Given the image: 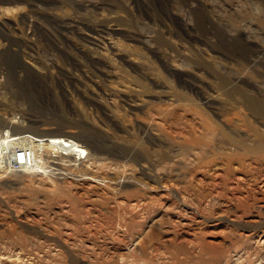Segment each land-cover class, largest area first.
Returning a JSON list of instances; mask_svg holds the SVG:
<instances>
[{
  "label": "rangeland",
  "instance_id": "1",
  "mask_svg": "<svg viewBox=\"0 0 264 264\" xmlns=\"http://www.w3.org/2000/svg\"><path fill=\"white\" fill-rule=\"evenodd\" d=\"M0 55L89 152L0 174V264H264V0H0Z\"/></svg>",
  "mask_w": 264,
  "mask_h": 264
},
{
  "label": "built area",
  "instance_id": "2",
  "mask_svg": "<svg viewBox=\"0 0 264 264\" xmlns=\"http://www.w3.org/2000/svg\"><path fill=\"white\" fill-rule=\"evenodd\" d=\"M4 29H8L6 23H1ZM9 67L1 61L0 55V111L15 116L16 119H22L26 115V111L21 105L22 97H17L15 91L10 87L8 80ZM19 76L23 75V70L17 71ZM17 100L16 104H9L10 101ZM42 141L34 137L30 132L23 133H1L0 134V174L25 171L36 169L42 151L45 150L44 145L40 146ZM89 155L86 152L77 153L76 157L84 159Z\"/></svg>",
  "mask_w": 264,
  "mask_h": 264
},
{
  "label": "bare ground",
  "instance_id": "3",
  "mask_svg": "<svg viewBox=\"0 0 264 264\" xmlns=\"http://www.w3.org/2000/svg\"><path fill=\"white\" fill-rule=\"evenodd\" d=\"M5 7L7 8V9H18V7H19V4L18 3H16L15 4V2H11V3H5ZM21 77V76H20ZM13 102V101H12ZM24 108V107H23ZM25 117H23V119H24ZM0 119H3V120H6L7 122H8V124L9 125H7V127H6V129L5 130H3V129H0V130H3V132L4 133H9V132H15V133H19L20 131L22 132V131H24L25 130V128H26V126L23 124V125H20V127H18L17 128V125L15 126V128H14V125L16 124V123H23V122H25V121H23V120H18V119H16V117L15 116H11V117H8V115L7 114H5V113H3V112H0ZM23 121V122H22ZM28 122V121H27ZM14 128V129H12V131H10L11 130V128ZM7 128L9 129L8 131L9 132H6L7 131ZM16 130V131H15ZM2 131H0V134L1 133H3ZM35 136V135H34ZM38 139L40 140V141H42L41 142V144H40V146H42V145H44V147H45V149H50V150H52V152L54 153V152H56L57 154H60L61 153V155L63 156V155H75L76 156V154L77 153H79V152H76V151H74V154H67L66 152H69V153H71L70 151L72 150V148L73 147H80V148H82V149H84V151H81L80 150V153L81 152H86L87 151V154H88V149L86 148V147H83V146H81V145H78V143H75L74 141H71V140H68V139H64V140H62V141H57L58 139H48V140H44V139H41V138H39L38 137ZM66 142V143H65ZM67 144V145H63V144ZM69 143V144H68ZM72 148H71V147ZM70 147V148H69ZM55 153V154H56ZM44 155H45V152L44 151H42V155H41V157H40V160H39V163L41 162V161H43L44 160ZM77 159V158H76ZM79 159H81V158H79ZM39 166H40V164L38 165V168H39ZM38 168H36V169H38ZM30 170H35L34 168L33 169H29V171ZM18 172H20V171H18Z\"/></svg>",
  "mask_w": 264,
  "mask_h": 264
}]
</instances>
